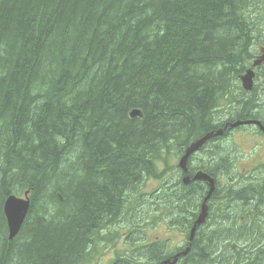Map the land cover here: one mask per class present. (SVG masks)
I'll list each match as a JSON object with an SVG mask.
<instances>
[{
  "label": "trees",
  "instance_id": "16d2710c",
  "mask_svg": "<svg viewBox=\"0 0 264 264\" xmlns=\"http://www.w3.org/2000/svg\"><path fill=\"white\" fill-rule=\"evenodd\" d=\"M263 6L0 0V264H91L103 233L149 196L144 177L164 183L151 193L153 222L181 227L189 242L204 188L182 184L171 160L220 128L225 111L229 121L260 120L263 90L256 81L245 92L240 76L264 47V14L252 18ZM134 109L142 116L131 118ZM212 151L214 165L206 156L194 172L235 181L222 149ZM22 195L30 211L9 241L4 203ZM213 195L210 220L179 264H264V183ZM167 246H138L111 264H162Z\"/></svg>",
  "mask_w": 264,
  "mask_h": 264
},
{
  "label": "rangeland",
  "instance_id": "374dc122",
  "mask_svg": "<svg viewBox=\"0 0 264 264\" xmlns=\"http://www.w3.org/2000/svg\"><path fill=\"white\" fill-rule=\"evenodd\" d=\"M262 9L264 11V6L262 8L259 7L258 9L253 10L252 12L253 17H256L257 15L256 11L261 12ZM261 48L262 47H259L257 56L260 54ZM263 55H264V51L261 56ZM261 56H259V58H257L256 60H260ZM244 73L245 71L242 72L241 75H243ZM260 83L261 82L259 81V84ZM262 107H264V105ZM262 107L259 105L258 109L259 111L264 113V108ZM221 109L222 108H220V112H222ZM222 116H223L222 119H225L227 116H229L228 112L223 113ZM225 135L227 136V134ZM261 135H262L261 133L257 132V128L250 126V127H246L245 129L240 128L238 130H235L227 138L223 137L224 139L221 140L220 142H216L215 144L213 143L208 145L210 149L214 147L213 145H217L215 147L220 146L222 147V149L226 151L229 150L231 151V148H234L236 150V153L234 155L231 153L232 155L230 156V158H232L235 163L230 170L234 172L233 174L236 176L238 181H241L243 179L245 180L241 183L238 181L232 183L229 182V180H227L226 178H224L225 175L218 173L220 177L219 189L220 188L226 189L227 185L229 186V184L233 186L235 185L242 186L244 182L245 184L246 183L249 184L257 181L264 183V174H261L262 172H264V170L261 169L262 167H264V136ZM200 157H203L202 160L204 162H205L204 158L209 160L208 151L201 154ZM179 158L180 157L176 156L171 160V166H172L171 168L175 169V167H177L178 171H179L178 169ZM198 162H200V160H198ZM220 163L223 167H225L224 158L221 159ZM257 168H259L260 171ZM178 171L174 172V174H178L179 176ZM195 174L196 173H193L191 175L194 176ZM143 182L145 185H139L141 187V188L139 187V189L142 193L144 194L148 193L149 195L147 199L144 200L145 206L143 205L144 204L143 200L140 203L135 202L136 205H139V207H137V210H135V213L126 212L127 215L125 219H123L121 223H119V226L115 228L110 227V230H106L103 233V236H106L109 232H111L110 235L106 236L107 237L106 241H103L98 244L97 247L98 254L95 256V259L91 261L92 262L91 264H111L114 261V259H116L117 256H123L127 252L132 251L135 247L145 246L149 243L156 241H162L163 243H167L168 245L167 247L169 248L168 254L170 258L172 255L174 254L177 255L176 253L180 252L178 251V249H182L183 251L187 249L188 247L187 244L189 243L187 238L188 235L183 229H181V227H169L162 221L153 222L152 220V214L150 209L155 205L151 204L150 201L151 200L150 197L152 195L151 193L153 191L155 193L160 189H162L164 187V183L162 182L160 183L159 181H154L150 178L145 179V177L141 181V184ZM16 197L24 199L23 198L24 195L16 196ZM216 201H217L216 198H214V200L210 202L209 204L210 208L211 206L216 204ZM196 210H198L196 212L199 216L200 214L199 208ZM191 219L193 220L195 219V217H192ZM200 229L198 228L197 232H199ZM187 233L190 234L189 232ZM237 233L240 234L239 232ZM244 234H246V232ZM132 240L134 241V245L132 244L133 243ZM246 242L247 241L245 239H242L241 243L244 246H247Z\"/></svg>",
  "mask_w": 264,
  "mask_h": 264
},
{
  "label": "water",
  "instance_id": "95a60500",
  "mask_svg": "<svg viewBox=\"0 0 264 264\" xmlns=\"http://www.w3.org/2000/svg\"><path fill=\"white\" fill-rule=\"evenodd\" d=\"M261 59H262V62H264V55L261 56ZM254 78H255V74L249 73V75L243 80L242 82L243 88L246 91H251L253 89ZM240 125H257L262 131H264V127L259 121L240 122V123L233 124L232 127H237ZM222 132L223 130H220V132H217L216 134H209L205 136V138H203L202 140L200 139L196 143H193L191 146H189V148L186 151V154L184 155V158L180 159V162H179V167L183 170V172H186V170H188V167H187L188 160H189L188 158H190V156H192L193 154L198 152L200 149H202L203 145H205L214 136L223 135ZM193 180L194 181H204L208 183L210 186L209 195H207L208 197L206 198L205 202L203 203L201 207L202 212L199 216V219L196 220V224L191 232V237H190V242L188 244V248L185 251L178 253L172 259L163 261L162 264H177L179 261L178 259L179 257L188 255L190 251L189 245L191 244V241L195 237V234H196L195 232L197 231V227L203 225L206 222L205 219H207L208 217L207 201L215 189V183H214L215 181L212 177H210L208 174L203 173V172L197 173V175L194 177ZM189 182H190V178L186 175L184 177V183L187 184ZM29 202L30 200L28 198V195H26L25 200L13 196L5 203L4 210L7 214L6 216L8 217V221H7L8 227L7 228L9 229V239H10L9 241L14 240L18 236L21 230V227L23 226L28 216L27 214H29V211H30L31 203Z\"/></svg>",
  "mask_w": 264,
  "mask_h": 264
},
{
  "label": "flooded vegetation",
  "instance_id": "af4514ba",
  "mask_svg": "<svg viewBox=\"0 0 264 264\" xmlns=\"http://www.w3.org/2000/svg\"><path fill=\"white\" fill-rule=\"evenodd\" d=\"M262 12H264V11H262ZM262 12H260V11H256V13H260V14H264V13H262ZM252 18H255V19H262L263 17H261V16H257V17H252ZM263 51H264V47H262L261 48V50H260V54L258 55V56H256V57H254V59H253V61L252 62H246L245 63V65L242 67V65H241V69L242 70H244L245 71V73L243 74V75H245L249 70H251V71H253L254 72V74H256V77H255V79L257 80V82H259V79H260V84L258 85V88L259 89H261V90H263V91H261V93H260V95H261V100H259V103L260 102H264V95L262 94V93H264V81H263V79H264V63L263 64H261V65H258V66H254L253 65V62H254V60L255 59H257V58H259V56H261L262 55V53H263ZM243 75H241L240 76V81H241V77L243 76ZM242 82V81H241ZM240 82V83H241ZM241 85H242V83H241ZM243 86V85H242ZM261 106V105H260ZM236 107V106H235ZM238 108H240V110H241V108H242V106H240V107H238ZM263 108V107H262ZM242 110H243V108H242ZM225 113H226V111H225ZM257 113L259 114V116L261 117L260 119H261V121H262V123H263V127H264V113H262L261 111H259V109H257ZM229 116H227L225 119H221V121L218 123V124H223V125H219V127L220 128H218L217 130H215V131H212V132H217L218 130L220 131V129H225V127L227 126V129H225L224 130V135L223 136H218V137H214L213 139H211L208 143H207V145H205L206 147H208V145H210V144H215L216 142H220L221 140H223L224 138H227L229 135H231L232 134V132L233 131H235V130H238V129H240V128H246V127H250L251 125H240V126H238V127H236V128H231L230 127V125L231 124H234V123H236V122H247L248 121V119H241V120H234V121H228L229 120ZM257 132H259V133H261L262 135L261 136H264V131H262L261 129L259 130H257ZM225 134H227V136L225 135ZM224 137V138H223ZM214 147L213 148H211V150H209V152H214V151H212V150H218V149H222V147H220V146H218V147H215V146H217V145H213ZM188 147H186L185 149H183L182 150V152L184 151V153H182L181 155H178V157H180L178 160H180V159H182V157H184V155H185V153H186V149H187ZM209 148V147H208ZM203 149V148H202ZM202 149L199 151V152H197L196 154H194V155H192V156H190V158H188L189 160H188V170H186V172H187V174H188V176L190 177V178H193L194 176H192L191 174L192 173H197V172H199V170L198 171H196V172H194V170L193 169H195V168H193L194 167V165H193V162L194 161H198V160H200V162H203V157H200V155L202 154ZM210 149V148H209ZM226 150H223L222 149V158H224V161H225V167L227 166V164H229V166H230V168H232L233 166H234V160L232 159V158H230V156L232 155L231 154V151L229 150V151H226ZM208 162L210 163V165L211 166H213V163L215 162L214 160H213V158H211V157H209V160H208ZM229 162V163H228ZM263 165V164H262ZM259 171H260V169L259 168H257ZM179 172V179H180V181L182 180V182H183V177H184V175H185V173L184 172H182V171H178ZM211 176V175H210ZM182 177V178H181ZM212 178H214L213 176H211ZM224 178H226L227 180H229V182H232V183H234V182H236V181H238L237 180V178H236V176L234 175V178H235V181L234 180H230V178H228V177H224ZM214 180H215V182L214 183H216V191L219 189V187H220V177H219V175L217 174V181H216V179L214 178ZM243 181H245L244 179L243 180H241V181H239L240 183L241 182H243ZM197 184V183H200V184H203V188H204V195H203V200L201 201V203H203L204 202V199H205V195H207V193H208V190H209V188H210V186H209V184L208 183H206V182H199V181H195V182H190V183H188V184H184V183H182V184H184V185H186V186H189V185H191V184ZM244 184H245V182H244ZM243 184V185H244ZM229 185H231V184H229ZM238 186H241V185H238ZM227 187H228V185H227ZM215 191V192H216ZM213 195V194H212ZM214 199V195L212 196V198L210 199V202L212 201ZM210 202H209V204H210ZM209 207H210V205H209ZM196 211H198V210H194V214H193V217H195L196 219L195 220H197V217H198V214H197V212ZM211 213V212H210ZM195 215V216H194ZM210 217V216H209ZM208 221L210 220V218L209 219H207ZM207 221V222H208ZM206 225V224H205ZM194 226H192V228H193Z\"/></svg>",
  "mask_w": 264,
  "mask_h": 264
},
{
  "label": "bare ground",
  "instance_id": "6f19581e",
  "mask_svg": "<svg viewBox=\"0 0 264 264\" xmlns=\"http://www.w3.org/2000/svg\"><path fill=\"white\" fill-rule=\"evenodd\" d=\"M150 29H151V28H150ZM151 31H152V30H151ZM149 32H150V31H149ZM148 34H149V33H148ZM261 62H262V59H260V60H256V59H255L254 62H253V65H254V66H258V65H261V64L264 63V62H262V63H261ZM233 68H234V67H233ZM249 73H254V72L251 71V70H249L245 75H243V76L241 77V81H242V82H243V80L249 75ZM242 82H241V83H242ZM260 105H261V107H262V106L264 105L263 102H260ZM238 107H240V105H236V107H234V112H235V113H240V112H241L240 108H238ZM263 108H264V107H263ZM231 110H232V109H231ZM141 116H142V113H141L138 109H134L133 111H130V117H131V118H136V117H141ZM229 120H230V119H229ZM229 120H228V121H229ZM233 121H234V120H233ZM236 123H240V122H236ZM236 123H234V124H236ZM232 125H233V124L230 125L231 128H236V127H232ZM237 127H238V126H237ZM225 129H227V126L225 127ZM225 129H220V130H223V132H224ZM217 132H220V131L218 130ZM217 132H208V134L206 133V134H205L203 137H201L200 139L202 140L203 138H205V136H207V135H209V134H216ZM223 132H222V133H223ZM223 135H224V133H223ZM223 135H221V136H223ZM214 137H218V136H214ZM214 137H213V138H214ZM213 138H212V139H213ZM200 139H198V140H200ZM198 140H196V142H197ZM210 140H211V139H210ZM210 140H209V141H210ZM209 141H208V142H209ZM196 142H195V141L192 142L189 146H191L193 143H196ZM208 142H207V143H208ZM207 143H206L205 145H207ZM205 145H203V148L205 147ZM189 146H187V147L189 148ZM188 148H187V149H188ZM187 149H186V151H187ZM200 150H201V149H200ZM200 150H199V151H200ZM199 151H198V152H199ZM196 153H197V152H196ZM196 153H195V154H196ZM185 154H186V153H185ZM193 155H194V154H193ZM182 158H184V157H182ZM179 162H180V160L178 161V169H179V171H182V172H183V170L179 167ZM199 172H203V171H199ZM199 172H197V173H199ZM184 173H185L184 177H185L186 175L188 176V174H187L186 172H184ZM197 173L195 174V176L197 175ZM203 173H205V172H203ZM206 174H207V173H206ZM208 175H209V174H208ZM195 176H194V177H195ZM209 176H210V175H209ZM184 177H183V183H184ZM188 177H189V176H188ZM194 177H193V178H190V177H189V178H190V182H195V181L193 180ZM210 177H211V176H210ZM213 179H214V178H213ZM214 181H215V180H214ZM190 182H189V183H190ZM199 182H204V181H199ZM184 184H185V183H184ZM187 184H188V183H187ZM246 184H247V183H246ZM209 191H210V188H209V190H208L207 195H209ZM215 191H216V183H215V189H214V191H213L212 194H214ZM212 194L210 195V198H209L208 201H207L208 206H209L210 199H211L212 196H213ZM207 195H205L206 197H205V199H204V202H205L206 198L208 197ZM11 197H13V196H11ZM11 197H9V198L6 200V202H7ZM15 197H16V196H15ZM6 202H5V203H6ZM204 202H203V203H204ZM5 203H4V205H5ZM4 211H5V210H4ZM5 214H6V212H5ZM200 214H201V213H200ZM200 214H199V216H200ZM6 215H7V214H6ZM6 215H5V216H6ZM199 216L197 217V220L199 219ZM209 216H210V211L208 212V217H207V219L210 218ZM207 219H205L206 222H205L203 225L197 227V230H198V228H200V227H202V226H205V224L208 223V222H207V221H208ZM7 221H8V217H7ZM193 221H194V220H193ZM194 222H195V224H196V220H195ZM24 223H25V222H24ZM211 224H212V223H211ZM23 225H24V224H23ZM194 226H195V225H194ZM22 227H23V226H22ZM193 228H194V227H193ZM193 228H192V230H193ZM21 229H22V228H21ZM192 230H191V232H192ZM20 231H21V230H20ZM191 232H190V233H191ZM196 232H197V231H196ZM196 232H195V233H196ZM19 233H20V232H19ZM196 235H197V233L195 234V237H196ZM190 237H191V236H190ZM195 237H194V239H195ZM194 239H193V240H194ZM9 240H10V239H9ZM193 240H192V241H193ZM189 242H190V241H189ZM188 244H189V243H188ZM188 244H187V246H188ZM189 246H190V245H189ZM187 248H188V247H187ZM190 250H191V246H190ZM189 252H190V251H189ZM176 254H178V253H176ZM175 256H176V255H175Z\"/></svg>",
  "mask_w": 264,
  "mask_h": 264
}]
</instances>
